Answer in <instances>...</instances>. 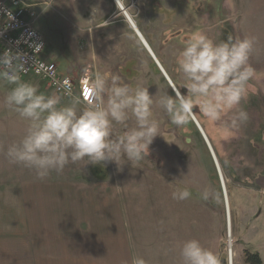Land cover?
Wrapping results in <instances>:
<instances>
[{
	"label": "rangeland",
	"instance_id": "374dc122",
	"mask_svg": "<svg viewBox=\"0 0 264 264\" xmlns=\"http://www.w3.org/2000/svg\"><path fill=\"white\" fill-rule=\"evenodd\" d=\"M58 1L60 2V0ZM63 1L80 6L85 18L90 15L92 18L95 13L94 9H97L96 0ZM169 2L175 4V11H164V14L159 15L157 19H152L151 21L154 22L151 23V28L157 29L162 26V23L173 27V33L178 39L176 37L174 43L169 44V52H172L175 59L176 54L183 47V42L195 31H203L215 41L227 40L229 36L233 38L254 36L256 39L249 63L255 69V74L249 81L247 95L241 102V107L247 111L249 117L247 122L243 124V129L247 132L244 140L237 141L238 138L235 136L231 141V135L230 138L226 139L218 123L204 118L198 106L193 108L194 115L208 139L220 168H223V178L225 177L224 173L227 174L229 171L228 165L233 158L238 160L235 166L240 167L234 170L236 173L231 178L235 184L245 186L239 187V189L235 188L239 191L236 192L234 201L230 197L232 185L229 184L228 189L227 184H225L230 209V238L227 233L224 196L220 207L222 214L215 216L212 214L206 216L203 214H174L173 223L172 214H168V218H164L166 214H159L160 226L171 229L178 238H181V241L195 238L209 248H212L217 240V253L223 260L228 259V242L231 241L232 264H246L244 257L246 251L258 254L264 264V0H169ZM29 3L35 4L36 10L42 12L36 27L38 25L37 29H40L44 40L47 41L46 55H48V50L50 55L55 57L52 60L63 74H68L73 80L82 77L80 68H72L69 61L71 56L77 58V54H85L87 50L84 49L83 42L80 43L75 37H72L71 31L76 28L72 27L70 18H66L64 13L63 16L57 14L60 4L55 3L54 0H29ZM142 3L146 4L149 1L124 0L123 3L127 13L137 25L140 19L144 20L146 15L151 12L145 10ZM112 4L113 2L110 1L105 13L99 17V21L103 22L105 19L108 21L109 16L115 12H118L119 20L124 19L118 7ZM153 7L155 8V5ZM47 9L50 11L45 12ZM154 13L159 14L157 10ZM175 13L176 15H174ZM136 14H138L139 20L134 18ZM46 15L55 16L58 25L61 26L48 27L47 30ZM170 15H174L171 22L169 20ZM113 20L110 19L107 24ZM117 27L121 31L125 30L122 36L123 61H125L122 72L130 75V78L138 77V65L141 64L140 61H145L148 64L147 81L152 83L154 95L160 88L167 89L169 95H173L163 80L159 78L160 71L156 65L141 56L142 49L131 40L129 34H126L128 32L124 24L119 23ZM110 47L113 48V45ZM90 51L94 52L93 46ZM162 66L166 70V66L163 64ZM175 74L181 85L183 80L178 71V66ZM27 82L35 84L41 92L52 93L40 80L30 79ZM0 83L3 84V82ZM173 84L175 87H179L176 81ZM180 90L182 93L186 92V89L181 88ZM62 102L67 103L69 99L63 98ZM0 106L5 109L0 114H6V109L9 111V131H25L27 122L16 112L6 108L1 101ZM153 113L154 118L158 121L159 130L149 147V155L139 163L123 160L120 163L124 164L125 162L128 171L131 170L133 175L137 169L138 176L148 177V180L155 175L154 168L160 161V166L163 165L166 168L169 165V175L174 173L181 177L185 172L184 175L189 176L193 174V169L200 168L203 174L206 172L215 179L214 163L209 149L193 120L185 126L177 127L171 123L167 114L155 105L153 106ZM240 135L245 136L241 133ZM218 140L220 141V148L225 150L221 159L218 158L217 154ZM215 141L217 145H215ZM232 142L237 144H231ZM246 151L253 159L254 164L243 159ZM155 153L158 154V157ZM159 156L162 158L158 159ZM85 163H87L86 160L75 164L70 162L66 165L70 168L64 170L61 175H57V173V180L52 179L51 183L47 179L34 181L35 184L29 179L23 181V170L0 169V264H87L86 255L88 251L83 250L86 247H81V244L96 241L107 242L109 239V242H115L114 236L111 238L109 234H106L103 237L102 232L97 231L92 214H85L83 209L87 204L86 188L92 186L93 182L113 181L114 177L117 179L119 171H123L122 166L115 162H101L95 165L91 163L84 165ZM188 165L191 166L192 172L189 174L187 173ZM247 167H249L247 171L243 170ZM159 174L164 176L161 169ZM216 177L219 178L218 175ZM60 183L64 186L56 188ZM45 185L50 188L46 190ZM79 186L80 188H78ZM62 188L64 192H69L72 189H80L82 192L77 195L72 203L70 201L62 203V210L66 214L60 212V201H56L53 194V192L59 193ZM100 188L90 187V191ZM179 189H181L180 183L175 185V190ZM58 198L60 199V197ZM151 200L152 195L149 194L150 207L146 212L151 209ZM186 208L188 207L184 200L175 199L170 204V209L173 211H184ZM71 209L73 210L72 213H70ZM189 216L191 221L195 218L201 222L200 231L196 232L198 229V225H196L192 228L194 231L192 235H187L185 228H183L186 226ZM167 219L169 220L167 221ZM141 221L142 224L138 226V246H144L146 254L152 255L153 252L150 251V239L152 237L150 229L154 223L152 214H143ZM62 244L63 247H61ZM66 254L67 257L64 256ZM148 258L151 259V257ZM151 260L148 261L151 262Z\"/></svg>",
	"mask_w": 264,
	"mask_h": 264
},
{
	"label": "clouds",
	"instance_id": "9594fccd",
	"mask_svg": "<svg viewBox=\"0 0 264 264\" xmlns=\"http://www.w3.org/2000/svg\"><path fill=\"white\" fill-rule=\"evenodd\" d=\"M255 39L229 36L215 41L205 32L195 31L176 54L183 83L172 88L174 95L165 88L150 95L143 83L132 87L119 75L96 73L87 82L86 103L69 89L64 95L71 99L63 103L57 92L46 94L35 84L22 81L20 72L26 68L21 54L6 50L0 55V82L15 86L6 92L3 104L23 118L27 127L18 141L7 146L5 155L10 163L33 170L40 179L53 171L61 173L70 162L139 163L149 155L158 135L154 105L177 127L187 125L194 117V106H198L204 118L218 123L227 139L249 119L241 102L255 74L249 63ZM191 195L188 188L172 194L176 200ZM200 198L219 204L222 194L205 186ZM178 247L180 264H223L222 257L198 239H186ZM131 264L147 261L133 256Z\"/></svg>",
	"mask_w": 264,
	"mask_h": 264
},
{
	"label": "crops",
	"instance_id": "0c3cea01",
	"mask_svg": "<svg viewBox=\"0 0 264 264\" xmlns=\"http://www.w3.org/2000/svg\"><path fill=\"white\" fill-rule=\"evenodd\" d=\"M110 1L113 2L114 0H96V10L98 12L92 8L95 12L92 15V18L90 17L91 15L85 18L84 15H82L83 10H81L80 6L68 4V2L63 0H60V2L58 0H54L55 3L60 4L58 11L56 10L57 14H60L61 16L65 14L64 16L66 18H70L69 21L72 22V27L76 28L74 30L71 29L73 30L71 31L72 37H75L80 43L83 42V47L87 50L85 54H77V58H73V56H71L69 61L70 66H72V68H80L79 70L82 71L81 76L85 74L93 76L96 73H111L119 75L122 82L127 83L130 86H136L137 83H143L145 86H148L150 95H154L153 88L151 87L152 83L147 81L146 73L148 64L145 61H140L141 64L138 65V77L130 78V75L122 72V67L125 65V61H123L124 53L122 36L123 33H125V30L121 31V29L117 27L120 23L124 24L125 29L128 32L126 34L131 36V40H133V42H135V44L142 49L141 56L143 58L145 57L148 62L153 65H156V68L160 71L159 78L163 80L169 90L172 92V88L174 87L172 83L175 81L180 87V82L177 80V76L175 74L177 69L176 59L173 57L172 52H169V44L174 43V40L177 37L172 35L173 27H169L162 23V26L157 29L154 27L151 28V23L147 21V17L144 20H139L138 25L134 21V28H132L124 19H118L117 21L114 20L110 24L103 23L99 21V17L105 13V9H107V5L110 4ZM112 5H114V2ZM165 8L168 10L171 6L167 5ZM50 9H47L45 12L50 11ZM45 17L47 30L48 27L61 26L58 25V20H56L55 16L49 17L46 15ZM38 30L40 31L39 28ZM111 45H113V48L110 47ZM92 46L94 52L90 51ZM77 52H79L78 49ZM47 54L48 55L45 53V57L50 61L53 58L55 59V57L50 55L48 50ZM161 62L164 66H166L167 72ZM14 86L15 85L13 84L0 83L1 102L4 101L6 92ZM4 110V107L0 106V112ZM6 111V114H0V169H6L8 171L23 170V181L29 179L34 184L36 183L34 181H44L45 179L50 180V183L52 179L57 180L56 176L61 175L64 170L70 168L69 166H65L61 173L57 174L53 171L44 179H40L36 176L33 170L26 168L23 165L12 164L9 162L5 155L7 146L18 141L24 135L25 131H9V111L8 109H6ZM243 128L244 127L242 125L238 130H235L234 133L231 134V138L229 137L231 141L233 140L232 138H235V136L238 138L237 141L245 139V134H247V132ZM240 133L245 136H241ZM235 143L236 142H232L231 144ZM215 145H217L216 141ZM216 147L218 158L221 159L225 150L220 148L219 140ZM155 155L158 157L157 153H155ZM160 158L162 157L159 156L158 159ZM243 159L248 163L254 164L253 159L247 151ZM237 161L238 160L233 158L230 165H228V167H230V172L228 171L227 174L224 173L228 189L229 184L232 185L230 190V197L232 201H234L236 192L239 191V187L243 188L245 186L242 184H235L231 178L236 173L234 170L240 168L235 166ZM160 162L157 163V167L154 168L155 175L151 176L149 180L147 179L148 177L144 178L141 175L138 176L137 169L133 175L131 170L128 171L127 164L124 163L121 165L123 171H119L117 179L114 177L113 181L103 180V183L100 181L93 182L92 186L86 188L88 191H86L87 204L83 209L85 214H92V217L95 219L94 223L96 225V229L97 231L102 232L103 237H105L106 234H109L111 238L112 236L115 237V242H109V239L107 242L96 241L88 244H81V247H86L83 248V250L88 251L86 255L87 264H124L125 261H127L128 264H131V258L133 256L143 257L147 261V264H180L178 246L182 242L181 238H178L177 234L171 229H165L164 226L161 228L159 214H166V217L164 216V218H168V214H172V223L175 220L174 214H203L204 216L209 214L214 216L216 214H222V211L220 210L221 203L217 204L214 201H203L200 198V192L205 186H210L212 189L220 192L223 197V193L216 177L217 171L215 166V179L205 171V174H203L200 168L193 169V174L189 176H185L184 174L186 173L183 172V176L179 177L174 173H172L173 175H169V165L165 168L163 165L160 166ZM160 169L163 171L164 176H160ZM248 169L249 167L243 168L245 171ZM221 171H223L222 167ZM189 172H191L190 165H188L187 168V173L189 174ZM173 183H175V185L180 183L181 189L188 188L192 194L190 198L184 200L188 207L184 211H173L170 209L171 202L175 200L172 196L173 192L176 191ZM63 186L64 184L60 183V185H57L56 188ZM90 187L101 188L91 192ZM48 188L50 187L45 185V189L47 190ZM78 188H80V186ZM233 188L238 189L234 190ZM80 193H82L80 189H72L69 192H64L63 188L59 190V193L53 192L56 197V201H60V212L66 214L62 210V203L68 201L72 203V201L77 198V195H80ZM149 194L152 195L151 209L146 212L148 207H150V203L148 202ZM58 197H60V199ZM72 212L73 210L71 209L70 213ZM143 214H152L154 219V223H152L150 229L152 234L150 239V251L151 253L153 252L152 255L146 254L144 246H138V226L142 224L141 218ZM168 220L169 219H167V221ZM200 223L201 222L197 221L195 218L191 221L189 216L186 226L183 227L185 228L186 234L192 235L194 233L192 228L196 225H198L196 232H199ZM215 223L217 224L216 221ZM61 247H63V244ZM212 249L217 252V240L212 246ZM64 256L67 257V254ZM148 257H151L152 260ZM107 260L110 261L108 262ZM148 260H151V262Z\"/></svg>",
	"mask_w": 264,
	"mask_h": 264
},
{
	"label": "built area",
	"instance_id": "2783aa9c",
	"mask_svg": "<svg viewBox=\"0 0 264 264\" xmlns=\"http://www.w3.org/2000/svg\"><path fill=\"white\" fill-rule=\"evenodd\" d=\"M119 8L125 20L131 24L126 9L120 5ZM41 14L29 0H0V55L6 50L21 54L26 68V71L20 72L22 81L40 80L50 91L57 92L64 98H71L64 95L65 90L69 89L73 96L86 103L89 77L83 75L77 81L73 80L68 74L61 73L58 66L45 57L46 43L36 27Z\"/></svg>",
	"mask_w": 264,
	"mask_h": 264
},
{
	"label": "bare ground",
	"instance_id": "6f19581e",
	"mask_svg": "<svg viewBox=\"0 0 264 264\" xmlns=\"http://www.w3.org/2000/svg\"><path fill=\"white\" fill-rule=\"evenodd\" d=\"M116 1V0H115ZM117 3L119 4V5H121V3L119 2V0H117ZM131 26H133V28H134V23H133V21L131 20ZM155 60V59H154ZM57 65V64H56ZM59 69V68H58ZM163 72V71H162ZM62 73V72H61ZM165 75V74H164ZM166 77V76H165ZM76 81L78 80V79H75ZM42 82V81H41ZM43 83V82H42ZM172 83V82H171ZM173 84V83H172ZM45 87H46V85H45ZM47 88V87H46ZM48 89V88H47ZM49 90V89H48ZM52 92V91H51ZM53 93V92H52ZM64 98V97H63ZM65 99H71V98H65ZM193 120V122L195 123V125H196V127L198 128V130H199V132L201 133V136H202V138L204 139V142H205V144H206V146H207V148L209 149V152H210V155H211V157H212V160H213V163H214V166H215V168H216V170H219V173H221L222 174V171H221V168H220V165H219V163H218V161H217V158H216V156H215V154H214V152H213V150H212V148H211V146H210V144H209V142H208V139L206 138V136H205V134H204V131H203V129L201 128V126H200V124H199V122H198V120H197V118L194 116V118L192 119ZM220 176V175H219ZM218 176V177H219ZM223 176V175H222ZM223 179V177L221 178V177H219L218 178V180H219V183H220V186H221V191H222V193H223V196H224V205H225V210H226V225H227V233L229 234V238H230V209H229V202H228V196H227V193H226V187H225V180H222ZM228 247H229V249H228V261H227V263L228 264H232V257H233V254H232V251H231V249H230V247H231V241H229L228 242Z\"/></svg>",
	"mask_w": 264,
	"mask_h": 264
},
{
	"label": "flooded vegetation",
	"instance_id": "af4514ba",
	"mask_svg": "<svg viewBox=\"0 0 264 264\" xmlns=\"http://www.w3.org/2000/svg\"><path fill=\"white\" fill-rule=\"evenodd\" d=\"M149 1V3H146V4H143L142 3V6L143 7H145V10H147V11H151L148 15H146V19H147V21L148 22H150V23H153L151 20L153 19H157V17L159 16V15H162V14H164L163 12L164 11H175V4L174 3H170L169 2V0H162V1H160V0H148ZM160 1V2H159ZM165 1V2H164ZM166 1H168V2H166ZM114 2V6H117L116 5V2L115 1H113ZM119 2L121 3V5H123L122 4V2L124 3V0H119ZM138 3V2H137ZM161 3V4H160ZM157 4V5H156ZM155 5V8L153 7ZM167 5H170L171 6V8H169L168 10L165 8ZM125 6V5H124ZM126 7V6H125ZM138 8V7H137ZM155 10H157L158 12H159V14L157 15V14H155L154 13V11ZM129 15V14H128ZM174 15H176V13L174 14ZM174 15L172 16V15H170V18H169V20H170V22H171V19H173L174 18ZM166 16H168V14H166ZM119 17V14H118V12H115L114 14H111L110 16H109V18H108V21H106V19L105 20H103V23L105 22L106 24L109 22V20L110 19H114L115 21H117V19H119L118 18ZM135 19H137L138 18V14H136L135 15V17H134ZM140 18H138V20H139ZM164 19H166L165 17H164ZM113 20V21H114ZM132 20V19H131ZM140 20H143V19H140ZM112 21V22H113ZM133 21V20H132ZM133 23H134V21H133ZM132 28H133V26H131ZM172 35H174L175 36V34L173 33ZM176 37V36H175ZM173 86H174V84H173ZM175 87V86H174ZM195 116V115H194ZM194 118V117H193ZM220 176H221V178L223 177L222 176V174L220 173ZM222 180H224V178L222 179Z\"/></svg>",
	"mask_w": 264,
	"mask_h": 264
},
{
	"label": "trees",
	"instance_id": "16d2710c",
	"mask_svg": "<svg viewBox=\"0 0 264 264\" xmlns=\"http://www.w3.org/2000/svg\"><path fill=\"white\" fill-rule=\"evenodd\" d=\"M246 264H263L260 256L258 254H252L245 252L244 254Z\"/></svg>",
	"mask_w": 264,
	"mask_h": 264
},
{
	"label": "water",
	"instance_id": "95a60500",
	"mask_svg": "<svg viewBox=\"0 0 264 264\" xmlns=\"http://www.w3.org/2000/svg\"><path fill=\"white\" fill-rule=\"evenodd\" d=\"M116 1H117V0H116ZM218 171H219V170H218ZM220 177H221V176H220ZM227 261H228V259H224V260H223V264H228Z\"/></svg>",
	"mask_w": 264,
	"mask_h": 264
}]
</instances>
